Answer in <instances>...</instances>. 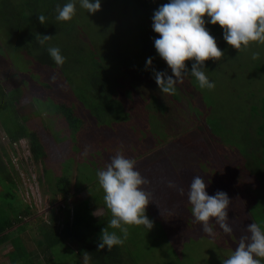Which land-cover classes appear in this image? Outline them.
<instances>
[{"label": "rangeland", "instance_id": "obj_1", "mask_svg": "<svg viewBox=\"0 0 264 264\" xmlns=\"http://www.w3.org/2000/svg\"><path fill=\"white\" fill-rule=\"evenodd\" d=\"M221 30L222 34L223 29ZM254 42H250L247 48L240 51L227 45L229 54L233 56L229 57L224 53L219 60L205 61L204 71L209 79L215 82V87L210 90L200 89L194 78L187 75L182 82L176 84L174 94H162L153 78V72L134 67L132 63H135V57L129 52L125 51L119 59L112 58L113 67L120 69V98L125 103L119 105L123 106L121 118L112 119L111 114H118L116 111L111 114L102 111L101 113L110 115V120L107 125L97 129L101 133H92L90 124L95 121L96 112L92 114L87 106L81 105L82 116L87 120L85 128H89L86 131L92 135L88 136L85 143L79 140L80 148L77 150L74 138L69 136L66 129V119L60 111L50 113L45 110L38 117L32 116L26 122L31 132L37 135L42 131L47 132L43 129L46 124L52 127V130L60 132L61 137L64 136V139H61L58 135V141L48 137L49 147L45 162H36L28 138H21L19 154L13 153L1 122L4 119L2 112L0 141L6 142L5 146L13 157L14 167H11V171L13 174L16 171V176L21 179L17 190L23 202L21 206L20 198L15 199L13 204L20 206L9 209L10 199L5 197V192L10 189L3 191L0 186V218L12 220L11 224L14 226L9 230L12 231L9 234L10 242L17 246L8 256L12 263L16 257L19 262L15 264L27 261H33L34 264H84L82 253L87 251V244L93 241L98 243L101 229L107 226L111 217L110 211L104 205L103 190L100 194H90L88 187L97 185V170L106 167L117 151L134 160L136 168L142 170V167H145L143 174L140 172L149 183L143 187L153 200L148 204L146 214L154 221V226L150 231L143 225L127 226V239L122 245L112 248L113 259L105 264H222V259H226L234 251L241 237L250 235L247 232V224L256 222L264 228V183L262 185L259 176L255 178L247 174L243 167H239L245 151L242 147L246 146L244 134L250 122L247 119L248 100L251 101V98L258 102L264 87V83L258 78V75L264 74V70L255 69L260 58H253V53H257V45ZM260 43L257 42L264 51V44ZM186 63L190 67L191 61ZM44 74L54 84L50 91L57 95H68L66 82L58 74L48 69ZM17 81L20 82L13 68L0 72V82L12 85ZM78 81L80 84L83 81L79 88L81 94H78L83 99L82 95L84 98L88 96L89 90L86 86L90 85V82L83 73H79ZM126 89L131 90V96L126 94ZM154 94H157L159 99L153 97ZM21 111L29 113L30 107L24 106ZM215 113H225L224 119L219 120L217 124L213 122ZM95 125L99 128V125ZM212 125H215V129ZM54 137L56 138V135ZM98 140L104 144L100 153L95 151ZM109 146L114 149H109ZM90 162L92 169L85 173L83 169L90 167L87 165ZM156 168L161 172H155ZM251 171L253 172L252 169ZM195 175L203 176L206 183L210 181L206 189L209 194H215L217 190L228 193L231 201L226 223L230 225L231 232H225L219 224L211 220L214 232L205 233L201 223L195 221L190 209L186 207L185 211L181 210V203L188 201L187 190ZM63 176L69 177L66 183L71 195L67 199L76 196L89 197L91 208L88 211L92 215L96 213L91 222H100V226L81 224L79 234L71 236L68 246H64L63 241L52 246L42 234H37V230L46 226L42 222L53 211L62 212L64 209L67 213L66 207L70 201L66 200L61 192L59 183ZM169 180L185 187V194L181 195L176 189L170 188ZM239 180L241 190L230 195ZM261 185L262 188H258ZM255 198H258V202L252 203ZM173 200L179 202L177 208ZM29 205L32 206L31 209ZM20 209L32 210L33 213L18 219ZM62 217L61 213L60 218ZM108 230L121 235L118 228ZM25 242L28 245L22 244ZM8 245L11 244L6 243L4 246ZM29 249L32 254H29ZM89 256L88 264H100ZM261 261L264 264V258H261Z\"/></svg>", "mask_w": 264, "mask_h": 264}, {"label": "trees", "instance_id": "obj_2", "mask_svg": "<svg viewBox=\"0 0 264 264\" xmlns=\"http://www.w3.org/2000/svg\"><path fill=\"white\" fill-rule=\"evenodd\" d=\"M66 2L67 0H0V72L13 68L20 80V82L17 81L12 85L0 82V120L3 112L2 117L4 116V119L1 122L8 135V145L14 150L13 153L19 154V140L23 137L28 138L32 156L36 162L42 160L45 162L49 147L47 139L51 136L53 141H58L57 137L60 136V132L52 130L53 128L46 124L43 129L47 132L42 131L38 135L31 132L26 122L32 116L38 117L45 110L50 113L60 111L66 119V129L69 136L74 138L73 142L77 150L80 148L78 146L79 140H83L84 143L85 140L87 142L88 136L94 132H99L97 129H101L100 126L108 124L110 120L108 116L110 115H105V113H101L102 111H107L109 114L116 111L118 114H114L115 116L111 114L112 119L119 120L121 118L123 106H120L121 104L125 105V103L120 98L121 83L118 76L120 69L113 67L112 58H120L127 51L135 57V63L132 65L139 70H144L146 69V59L152 57L153 64L148 70L151 72L153 69L167 70L169 74L171 73L166 62L156 53L153 38L159 34L155 33L151 27V17L154 10L159 5L167 3L168 0H102L101 9L94 14H88L77 3L76 14L71 20L57 21L55 19L57 5L62 6ZM39 14L46 17V25L40 23ZM206 27L210 34L216 38L218 46L230 57L232 54H229L227 50V42L223 41L221 26L218 23L215 25L208 23ZM40 33L50 36L44 45L39 44L36 39ZM254 43L257 45L258 58H260L255 69L264 70V51L257 44V41ZM259 44L261 43L259 42ZM49 46L60 48L66 57L62 66L55 65L49 56L47 51ZM47 69L58 74L66 82L69 90L68 95H57L54 91H50L54 84L44 74ZM79 73H83L90 82V85L86 86L89 90L88 96L84 98L82 95L83 99L78 95L81 94L79 88L83 83L82 81L80 84L78 81ZM258 78L261 79H259L261 83H264V74L258 75ZM261 91L262 94L257 99L258 102L251 98V101L248 100L249 116L247 119L250 122L249 126H246L247 131L244 134L246 146L242 147V150L245 151L239 167H243L247 174H251L255 178L259 176L263 185L264 87ZM126 94L131 96V90L126 89ZM152 96L159 99L157 94ZM81 105L87 106L92 114L96 112L95 121L93 120L90 124L93 130L92 133L89 132L90 134L86 131L89 128H85L87 120L82 116ZM24 106L30 107L29 113L21 111ZM125 107L127 115H129V108L127 105ZM224 117L225 113L220 115L215 113L213 122L217 124ZM95 124L99 125V128H96ZM212 126L215 129V125ZM60 138L64 139V136H60ZM15 141L17 145L14 144ZM5 143L0 141V186L3 191L10 189L5 192V197H9L8 207L13 210L20 205L22 206L23 203L20 192L17 190L21 179L16 176V171L15 174L11 171L13 157L9 154ZM97 143L95 151L100 153L99 151L103 149L104 144H101V140H98ZM142 143L147 145L145 141ZM112 145L114 146V143ZM114 147L109 146V149H114ZM79 165L81 166L82 163ZM87 165L90 167L83 169L85 173L91 171L92 162L87 163ZM136 169L142 171L143 174L145 167H142V170L138 167ZM155 172L160 173L161 170L156 168ZM68 181V176L61 177L59 181L61 192L66 200L70 201L69 205H66L67 213L64 212V209L62 212L53 211L42 222L46 226L37 230V234H42L52 246L61 241L67 245L71 236L79 234V225L81 224L91 227L100 226V222H91L93 215L88 211L91 208L89 197L76 196L67 199L71 195H69V185L66 183ZM96 184L88 187L90 194L102 192V188L98 183ZM262 185L258 188H262ZM232 190L233 193L230 195L241 190V180ZM103 195L102 192V197ZM19 198L20 205L13 204V201ZM255 202H258V198H255L252 203ZM178 203L173 200L175 208L178 207ZM180 207L182 211H185L186 207L190 209L191 205L187 201V203H181ZM3 208L5 209V206ZM31 208L32 206H30ZM19 212L18 219L33 213L32 210L28 211V209H20ZM61 213L62 218H60ZM11 222L12 220L0 218V243L7 240L8 231L13 227ZM96 243L97 241L89 242L86 248L89 255L92 256V260L98 261L100 264L111 261L113 259L112 250L108 251L107 248L98 250L95 246ZM25 264H34V262L27 261Z\"/></svg>", "mask_w": 264, "mask_h": 264}, {"label": "clouds", "instance_id": "obj_3", "mask_svg": "<svg viewBox=\"0 0 264 264\" xmlns=\"http://www.w3.org/2000/svg\"><path fill=\"white\" fill-rule=\"evenodd\" d=\"M77 3L87 13H96L102 7V0H67L57 5V21H69L76 14ZM207 18V19H206ZM41 24L46 25V17L38 15ZM151 27L159 35L153 38L156 53L162 58L167 70L153 69V78L162 94H174L176 84L191 75L200 89H213L215 82L210 80L204 69L208 59L219 60L224 51L218 46L216 38L210 34L206 24H219L223 29V39L228 45L238 49L247 48L250 42L264 43V0H168L159 5L151 17ZM50 38L38 34L36 39L44 45ZM48 54L55 65L62 66L66 57L60 48L49 46ZM259 53H253L255 59ZM191 61V65L186 63ZM153 64V58L146 59V69ZM55 79V77H53ZM98 184L103 190L105 207L111 217L107 226L101 229L97 249L122 245L128 236L129 225H143L148 231L154 226L149 218L147 206L150 193L143 187L149 183L135 167V161L117 151L106 167L96 172ZM205 178L193 176L187 190L190 211L196 222L201 223L205 233L213 234L211 220L219 224L225 232H231L226 223L229 216L230 197L226 191L217 190L209 194ZM168 186L181 195L185 189L175 181L169 180ZM93 215H96L94 212ZM109 228L120 230L121 235ZM250 235L241 237L240 242L222 264H262L264 258V228L258 223L247 224ZM84 264H88L89 253H82Z\"/></svg>", "mask_w": 264, "mask_h": 264}, {"label": "crops", "instance_id": "obj_4", "mask_svg": "<svg viewBox=\"0 0 264 264\" xmlns=\"http://www.w3.org/2000/svg\"><path fill=\"white\" fill-rule=\"evenodd\" d=\"M13 227H11L9 230H12ZM11 232L12 231H8L7 240L0 243V264H4V263L5 264H15L16 262H19V260H17L15 257L14 263H12V261L10 260L11 258L8 257L10 254H12V251L17 247L13 242L12 243L10 242L9 234H11ZM6 243H10L11 245L4 246ZM22 244L28 245L26 242L22 243ZM68 245H69V243L67 245L64 244V246H68ZM1 250H3V251H1ZM22 250H24V249H21V251ZM28 251H29V254H32V250L29 249ZM7 258H9V262L6 263ZM2 259L5 261V262L3 261L4 263L2 262ZM22 264H25V263H22Z\"/></svg>", "mask_w": 264, "mask_h": 264}, {"label": "built area", "instance_id": "obj_5", "mask_svg": "<svg viewBox=\"0 0 264 264\" xmlns=\"http://www.w3.org/2000/svg\"><path fill=\"white\" fill-rule=\"evenodd\" d=\"M14 144L17 145V142L15 141Z\"/></svg>", "mask_w": 264, "mask_h": 264}]
</instances>
